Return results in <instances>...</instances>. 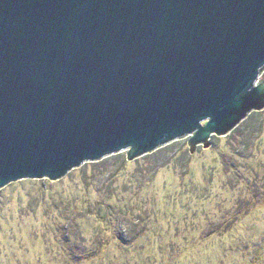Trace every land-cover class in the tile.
Instances as JSON below:
<instances>
[{
    "label": "water",
    "instance_id": "water-1",
    "mask_svg": "<svg viewBox=\"0 0 264 264\" xmlns=\"http://www.w3.org/2000/svg\"><path fill=\"white\" fill-rule=\"evenodd\" d=\"M264 0H0V194L264 110Z\"/></svg>",
    "mask_w": 264,
    "mask_h": 264
},
{
    "label": "rangeland",
    "instance_id": "rangeland-1",
    "mask_svg": "<svg viewBox=\"0 0 264 264\" xmlns=\"http://www.w3.org/2000/svg\"><path fill=\"white\" fill-rule=\"evenodd\" d=\"M248 117L227 135H214V145L199 142L196 148L195 134L169 143L164 149H174L178 157L169 159L173 153H168L170 165L141 185H126L150 166L143 157L139 163L129 160L130 148L108 156V170L89 165L87 177L81 166L56 181L26 178L8 184L0 194V264H138L140 257L141 264H264V124L247 123ZM119 154L126 167L116 160ZM119 178L117 199L127 202L143 192L158 200L146 206L150 215L161 212L157 224L145 219L137 239L126 234V242L116 225L86 217L89 200H101ZM178 191L182 194L172 195L171 206L164 203L168 192ZM61 217L77 219L79 227L69 237L63 236ZM68 254L81 259L69 262Z\"/></svg>",
    "mask_w": 264,
    "mask_h": 264
},
{
    "label": "trees",
    "instance_id": "trees-1",
    "mask_svg": "<svg viewBox=\"0 0 264 264\" xmlns=\"http://www.w3.org/2000/svg\"><path fill=\"white\" fill-rule=\"evenodd\" d=\"M260 123L261 127L264 124V112L260 111V112H254L252 113L247 120V123H250L252 121H255ZM166 146L156 150L153 153H150L148 155L143 156L142 159H144L146 161L147 164H149V167H145L143 169H141L140 171H138L137 173H134L132 176H130V180H129V184L126 185H130L129 187H133L134 185H137L138 182L141 184H144L146 182V178L148 176L153 177V175H155L158 170L164 166H168L170 165V162H168V158L169 155L168 153H173L172 158L169 159H175L178 157L179 152L174 151V149L172 148H168L171 149L170 151L167 152L168 149H164ZM116 160L118 161V163H120L122 166H127V160L121 156V154L116 156ZM106 159L108 158H104L103 160L99 161V162H93V163H86L84 164L83 168H82V172L83 174L87 177V170L89 169V165H92V167H94L95 169H101L103 168L104 170H108ZM140 159L135 160L136 162L139 163ZM150 160H153L152 163H150ZM156 163H155V161ZM172 162V161H171ZM100 173V171H98ZM210 175L209 177L212 178V176L214 175L213 172H209ZM70 175H72L70 173ZM118 178V176L116 177ZM120 178L116 181H111V184H108V187H106V191L105 189L103 190V194H102V199L101 200H89V213L86 215V217L88 218H96L98 220H101L102 222H106L109 221L108 227H114V225H116V227L118 228V234L121 233V241L122 242H126L128 240V237H133V240L137 239V237L140 235L139 231H137V227L139 225V223H142L145 219L147 218H155V224H157L158 220H159V213L154 214V215H150V211L148 210V208L146 207L148 205L149 202H152L154 204L157 203V199L155 196H147L146 198H144L142 195H145L140 192H137L135 195V198H132V200H127V202L124 199H117V193H116V188H114V184H116L117 182H119ZM212 182V181H211ZM197 191V189H195ZM209 191L208 188H204L203 190V196H205V193ZM170 195L169 196H165L164 198V203L167 204L168 206H171V197L172 195H177V194H182V191H178L176 194H173L172 192H168ZM140 196L142 198H140ZM58 202L55 201L54 205H57ZM88 211V210H87ZM59 221H62L64 224V230H63V236H71V234L73 233V228L75 227V225H77V227H79V224L77 223V219L76 218H71L68 217V220L63 219L61 217V219ZM68 221V222H67ZM179 227L177 228V232L179 233ZM127 234V236H126ZM103 250V248H102ZM112 250H114V248L112 247ZM70 256V260H68L69 262H77L81 259V256L79 254H68ZM95 256H97V250L95 251ZM90 257H94V252L91 254ZM135 261H137L138 264L142 263V258H137ZM146 261L148 262L149 259H146ZM104 264V261H103ZM125 264H131V262H125Z\"/></svg>",
    "mask_w": 264,
    "mask_h": 264
}]
</instances>
